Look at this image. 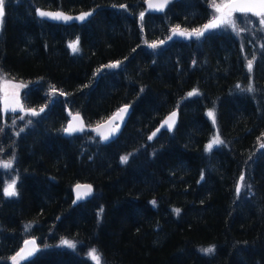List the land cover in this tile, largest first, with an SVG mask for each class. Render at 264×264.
<instances>
[{"label": "trees", "instance_id": "obj_1", "mask_svg": "<svg viewBox=\"0 0 264 264\" xmlns=\"http://www.w3.org/2000/svg\"><path fill=\"white\" fill-rule=\"evenodd\" d=\"M212 2L170 0L152 13L145 0H5L0 73L30 83L23 102L38 114L14 133L3 128L0 107V160L13 154L18 171L17 194L5 196L0 167V264H11L27 237L39 250L22 264H93L91 249L103 264H264V33L172 32L202 28ZM37 8L94 13L60 24ZM77 40L73 53L68 45ZM127 104L114 140L102 143L88 130ZM67 109L82 115L86 130L64 134ZM212 109L223 143L206 151ZM172 111L174 128L153 136ZM82 182L92 194L73 204ZM201 246L215 250L203 254Z\"/></svg>", "mask_w": 264, "mask_h": 264}, {"label": "snow or ice", "instance_id": "obj_2", "mask_svg": "<svg viewBox=\"0 0 264 264\" xmlns=\"http://www.w3.org/2000/svg\"><path fill=\"white\" fill-rule=\"evenodd\" d=\"M168 3V0H160V3L158 7L162 9L166 4ZM216 15L213 16L212 19L209 20L208 23L203 25L202 28L199 29H192L191 31L181 29L179 26H176L172 29V32L174 35H180L185 37H201L205 34L206 31L211 29H216L224 26L231 27L234 31L240 32L244 31L245 29L239 28V26L236 24L235 20V13H241V14H251L252 16L258 18V23L260 26V29L264 31V0H222L221 3H216L215 0H213V3L211 5ZM123 7V6H122ZM5 13V0H0V17H3ZM37 14L41 17H49L51 19L55 20H64L68 21L73 19V17L66 15L63 12H49V11H43L40 9H37ZM90 13H81L76 19L84 20ZM143 16V13H141ZM160 43H163L161 41ZM79 41H73L71 42L68 47L72 50L73 53H76L79 51L78 47ZM151 47L155 48L157 47V44L153 43ZM253 60H249L247 62V68L251 72L253 68ZM119 61L114 62L110 65H106L104 67H111L115 68L119 66ZM99 71V70H97ZM0 84L3 86L0 87V104L3 106L4 111L12 110L15 111L17 108H19L21 111H27L31 113L32 115H37V110L35 109H24L23 106L20 103V97L18 90L25 87L24 84H15L11 81H8L6 76H4L2 73H0ZM11 87L12 89H15L17 91H13L11 94L8 92V87ZM239 87V86H238ZM248 91H253V88L251 85H249ZM52 92H55V89H52ZM196 93V90L194 89L192 92H189L188 95L192 96ZM40 111H43V108L40 109ZM128 111V106L124 105L123 107L119 108L111 117L108 118L107 121L104 123L98 124L95 131L100 133V138L102 140H107L110 138V136L114 135L120 127L119 123H115L116 121H123L124 115ZM208 116L213 119V122H215V114L213 111L208 112ZM175 118H176V112L173 111L163 122L162 126H167L169 130H171L175 124ZM75 121H79L80 117L77 114L75 117H73ZM82 124V122H81ZM82 130V127L79 125L69 123V125L63 129L65 133L71 134L75 131ZM106 130V131H102ZM159 131V129H157ZM155 135V133H153ZM264 135V134H262ZM149 139H152L150 136ZM223 143V140L220 139L219 135L215 136L209 144L206 145L205 150L210 151L214 146L220 145ZM261 148H264V144L260 145ZM2 151V149H0ZM128 159V156H122L121 162H126ZM13 160L8 161H0V167L2 168H10L12 167ZM244 180V175L241 174L240 181ZM16 181L12 180L11 183L7 184L6 187L3 189V193L5 196H15L16 193ZM241 184L238 182L236 186L237 193L240 192ZM75 191L77 194V199H82L92 192V186L91 185H80L77 184L75 187ZM155 204V201L152 202ZM176 213H179V209H174ZM24 247H22L16 254L11 258L12 264H22L23 261H26L29 259L32 255H34L39 249L36 247V241L33 240H26L24 242ZM61 245L75 248L76 244L73 241L69 240H61ZM31 246V247H29ZM214 246H209L208 248L201 249V251L205 254H211L214 252ZM89 258L93 261V264H103L102 256L96 249H91L88 252Z\"/></svg>", "mask_w": 264, "mask_h": 264}, {"label": "rangeland", "instance_id": "obj_3", "mask_svg": "<svg viewBox=\"0 0 264 264\" xmlns=\"http://www.w3.org/2000/svg\"><path fill=\"white\" fill-rule=\"evenodd\" d=\"M216 3H221L222 0H215ZM213 3V2H212ZM217 13H215V10L214 8L212 7V17L211 19L213 18L214 15H216ZM235 16V20H236V24L239 26V28L241 29H245L244 31H240V32H237V31H234L231 27L229 26H224V27H220V28H216V29H211V30H222V29H231L239 38H241V34L243 32L247 33V34H253L252 33V29L255 31V32H259L260 33V26H259V23H258V18L256 17H251V16H248V15H245V14H241V13H235L234 14ZM1 23H2V17H0V28H1ZM188 31H191V30H188ZM209 31V30H208ZM207 31V32H208ZM264 33V31H262ZM260 35V34H259ZM257 36V34H253V38H255ZM185 37V36H183ZM186 38H189V37H186ZM157 44V43H155ZM114 63V62H113ZM112 63H109V64H106V65H110ZM104 65V66H106ZM101 67L99 68V71H101L102 69H113L111 67ZM7 78V77H6ZM8 81H11L15 84H24L25 87L21 88L18 90L19 92V97H20V103L21 105L23 106L24 109H28L24 102H23V97H22V93L25 89H27L29 86H30V83H26V82H23V81H17V80H14V79H10V78H7ZM3 85L0 84V87H2ZM13 91H17L15 89H12L10 86L8 87V92L9 94H11ZM50 91V90H49ZM55 94V93H54ZM0 95H2V93H0ZM210 111V110H209ZM208 111V112H209ZM211 111L214 112V110L212 109ZM208 112H207V116H208ZM29 112L27 111H21L19 108H17L15 111H12V110H9V111H6L5 114H3V120H4V124H3V128L4 129H9L10 131L12 132H18V131H21L23 130V127L24 125L23 124H19L20 121H22L25 116L28 114ZM215 114V112H214ZM208 118L210 119L211 121V124H212V129H213V134L211 135L210 139L208 140V142L206 143L209 144V142L217 135H219L218 133V130H217V124H216V119H215V122H213V119L210 118L208 116ZM264 144V143H262ZM261 145V144H260ZM219 145H216L214 146L212 149L218 147ZM206 148V146H205ZM211 149V150H212ZM0 161H8V160H0ZM12 167L10 168H4L5 170H7V174H8V179L6 180V185L11 183L12 180H15L16 181V174L14 171L11 170ZM6 187V186H5ZM245 187V186H244ZM243 187V191L246 190V188ZM16 188V187H15ZM24 242V241H23ZM15 256V255H14ZM87 256H88V253H87ZM89 258V256H88ZM90 259V258H89ZM11 264H12V260H11Z\"/></svg>", "mask_w": 264, "mask_h": 264}, {"label": "water", "instance_id": "obj_4", "mask_svg": "<svg viewBox=\"0 0 264 264\" xmlns=\"http://www.w3.org/2000/svg\"><path fill=\"white\" fill-rule=\"evenodd\" d=\"M159 3H160V0H145V7H146V10H147L148 12H152V13H161V12H163V11L166 9V7L168 6V4L170 3V0H168V3H167L162 9H160V8L158 7ZM37 9H40V10H43V11H49V12H57V11H59V12H63V13H65L66 15L73 17V19L68 20V21H64V20H55V19H51V18H49V17H41V16H39V15L37 14ZM37 9H36V14H37V16H38L39 18L44 19V20H47V21H50V22H54V23H60V24L82 23V22L86 21L87 18H89V16H90V15H88L84 20H79V19H76V17H78L81 13H88V12H79V13H76V14H71V13H68V12H65V11H62V10H49V9H42V8H37ZM127 106H128V111H127V113L124 115V119H123V121H116V122H115V123H119V124H120L119 130H118L114 135L110 136L109 139H107V140H102V139L100 138V133H98L97 131H95V129H96V127H97L98 124L104 123V122L107 121L108 119H106V120H104V121H102V122L96 124L95 126L90 127L89 130H90L91 132H93L95 136L99 137L102 143H108V142L114 140V139L118 136V134L120 133V131H121L123 125L125 124V121H126L128 115H129V113H130V110H131L130 105L127 104ZM122 107H123V106H122ZM120 108H121V107H120ZM1 110H2V114H5V113H6V111L3 110V106H2V104H1ZM8 111H9V110H8ZM66 112L69 113V110H66ZM175 112H176V111H175ZM171 113H172V112H171ZM171 113H169V114L163 119V121L160 123L159 128H158L159 130H169V129L167 128L166 125H165V126H162V125H163V122L165 121V119H166ZM77 114H78L79 117H80V120H79V121H75V120L73 119V117H75ZM110 117H111V116H110ZM81 122H82V124H81ZM176 122H177V112H176L175 124H176ZM69 123H73V124L79 125L80 127H82V130H80V131H75V132H73V133H71V134H68V133H65V132H64V134L67 135V136L81 133L82 131H84V130L86 129L85 124H84V120H83V118H82V116H81L80 113H72L71 115H69V119H68L67 123L65 124V128L69 125ZM175 124H174V126H175ZM174 126H173V128H174ZM173 128H172V129H173ZM172 129H171V130H172ZM102 131H106V130H102ZM158 132H159V131H157V129H156L153 133H155V135H156ZM155 135H153V136H155ZM78 184H80V185H90L89 183H78ZM76 185H77V184H76ZM76 185H75L74 188H73V194H74V195H73V196H74L73 204H76V203H78V202H80V201H82V200H85V199L89 198V197L91 196V194H92V192H91L90 195H88V196H86V197H84V198H82V199H77V194H76V191H75V187H76ZM33 239H34V238H28V239H26V240H33ZM26 240H25V241H26ZM34 240H35V239H34ZM25 241H24V242H25ZM35 241H36V240H35ZM24 242L22 243L21 248L25 246V245H24ZM29 247H31V246H29ZM36 247L38 248L37 241H36ZM21 248H20V249H21ZM36 253H37V252H36ZM36 253H35L34 255H32L29 259H32V258L36 255ZM29 259H27V260H29Z\"/></svg>", "mask_w": 264, "mask_h": 264}, {"label": "bare ground", "instance_id": "obj_5", "mask_svg": "<svg viewBox=\"0 0 264 264\" xmlns=\"http://www.w3.org/2000/svg\"><path fill=\"white\" fill-rule=\"evenodd\" d=\"M80 12H88V13H90V16L91 15H93V11L91 10V9H87V10H83V11H80ZM69 13V12H68ZM77 13H79V12H77ZM71 14H76V13H71ZM88 19V18H87ZM85 22V21H84ZM84 22H82V23H84ZM82 23H73V24H82ZM115 62H117V61H115ZM261 149V148H260ZM6 158H8V160H13V164H12V171H14V172H16L17 173V176H18V171H17V169H16V171H15V169H14V167H15V159H16V157L13 155V154H8V156L6 157ZM15 173V174H16ZM17 176H16V180H17ZM82 183H86V182H82ZM5 186H6V182L4 183V185H3V189L5 188ZM250 187H251V185H250V183H248L244 188H246V190L245 191H243V194H248L249 192H250ZM241 201H242V197L241 196H237V197H234L233 198V202L235 203V204H238V203H241ZM28 238H34V237H27L26 239H28ZM25 239V240H26ZM35 240H36V238H34ZM24 240V241H25ZM37 241V240H36ZM38 244V243H37ZM204 248H208L207 246H201V247H199V249L201 250V249H204ZM203 254H205V253H203Z\"/></svg>", "mask_w": 264, "mask_h": 264}]
</instances>
